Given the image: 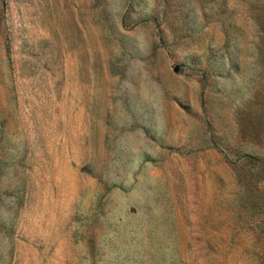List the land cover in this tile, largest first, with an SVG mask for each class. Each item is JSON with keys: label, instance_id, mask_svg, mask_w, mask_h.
Instances as JSON below:
<instances>
[{"label": "rangeland", "instance_id": "1", "mask_svg": "<svg viewBox=\"0 0 264 264\" xmlns=\"http://www.w3.org/2000/svg\"><path fill=\"white\" fill-rule=\"evenodd\" d=\"M0 264H264V0H0Z\"/></svg>", "mask_w": 264, "mask_h": 264}]
</instances>
